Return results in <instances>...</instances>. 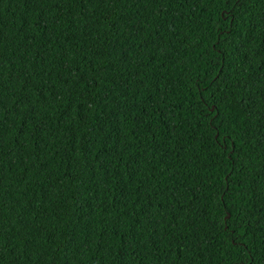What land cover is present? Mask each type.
Here are the masks:
<instances>
[{
  "label": "trees",
  "instance_id": "16d2710c",
  "mask_svg": "<svg viewBox=\"0 0 264 264\" xmlns=\"http://www.w3.org/2000/svg\"><path fill=\"white\" fill-rule=\"evenodd\" d=\"M0 264H264V0H0Z\"/></svg>",
  "mask_w": 264,
  "mask_h": 264
}]
</instances>
